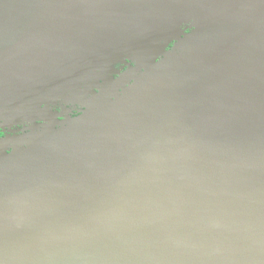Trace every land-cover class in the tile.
Wrapping results in <instances>:
<instances>
[{"label": "water", "instance_id": "95a60500", "mask_svg": "<svg viewBox=\"0 0 264 264\" xmlns=\"http://www.w3.org/2000/svg\"><path fill=\"white\" fill-rule=\"evenodd\" d=\"M28 123L0 145V264H264V0H0V125Z\"/></svg>", "mask_w": 264, "mask_h": 264}, {"label": "rangeland", "instance_id": "374dc122", "mask_svg": "<svg viewBox=\"0 0 264 264\" xmlns=\"http://www.w3.org/2000/svg\"><path fill=\"white\" fill-rule=\"evenodd\" d=\"M230 2L227 5H231ZM238 5H236L237 7ZM241 7V6H240ZM242 8V7H241ZM191 31L189 30L188 33L190 34ZM185 36H181L180 38L174 40L166 49V52L161 55L155 63H159L164 59V55L171 53L172 50H175L182 42ZM154 53H142L137 58L136 57H126L120 60V62L115 63L112 66V70L109 75L103 80H100L96 87H93L89 90L85 96L79 97L80 99L76 98L74 101H57L55 105H53L50 109V117L49 120H61L66 118H80L82 113L85 111L83 106L87 103L88 100L92 97V95H98L102 90H107L106 92L113 93L115 96L122 94L124 89L129 88L133 85V81L136 77L140 76V73H143L144 70L139 67L141 65V61L147 60V56H151ZM116 66H118L116 68ZM140 71V72H139ZM135 73V74H134ZM135 75V76H133ZM77 113V116H73V114ZM40 123L39 121L35 122V124ZM32 123L28 124H14V125H7L2 126L0 125V133L2 134L0 138V145H7L5 148L6 151H10L11 144L14 143V140L20 139L22 137H28L29 134L33 133L35 135L36 131L32 130ZM67 128L66 124L56 126L53 130L59 131L61 129ZM42 130V129H41ZM38 131V130H37Z\"/></svg>", "mask_w": 264, "mask_h": 264}, {"label": "flooded vegetation", "instance_id": "af4514ba", "mask_svg": "<svg viewBox=\"0 0 264 264\" xmlns=\"http://www.w3.org/2000/svg\"><path fill=\"white\" fill-rule=\"evenodd\" d=\"M189 32V30H186L185 31V33H188ZM118 66H116V68H117ZM73 116H77V113H75V114H73ZM61 120H63V119H61ZM2 136V134L0 133V137Z\"/></svg>", "mask_w": 264, "mask_h": 264}]
</instances>
